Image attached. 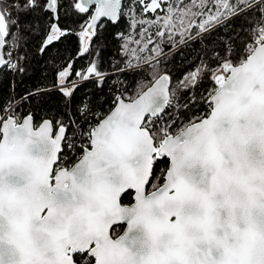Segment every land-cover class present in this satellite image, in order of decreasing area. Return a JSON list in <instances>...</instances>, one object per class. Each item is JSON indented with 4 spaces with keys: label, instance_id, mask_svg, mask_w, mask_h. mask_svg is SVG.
<instances>
[{
    "label": "snow or ice",
    "instance_id": "1",
    "mask_svg": "<svg viewBox=\"0 0 264 264\" xmlns=\"http://www.w3.org/2000/svg\"><path fill=\"white\" fill-rule=\"evenodd\" d=\"M124 18L113 72L70 59L28 111L0 102V264H264V0H0V71L37 30L79 58ZM196 42L173 86L162 65Z\"/></svg>",
    "mask_w": 264,
    "mask_h": 264
},
{
    "label": "trees",
    "instance_id": "2",
    "mask_svg": "<svg viewBox=\"0 0 264 264\" xmlns=\"http://www.w3.org/2000/svg\"><path fill=\"white\" fill-rule=\"evenodd\" d=\"M60 18L63 26L75 28L76 32L79 31L78 23H83L87 19L86 16L80 18L72 16L69 18L65 15L63 8L61 9ZM32 19L31 16L27 18L29 22ZM129 24L130 21L126 18L121 19L117 24L105 23V27L100 35L93 41L91 56L84 55L79 58H77V53L80 48V40L77 35L72 34L66 36L59 42H55L47 51L41 54L38 48L43 38V32L38 30L33 32L27 38L26 45L23 48L17 49V52L22 54L26 53L27 58L22 62L25 71L23 73L13 72L11 70L0 71V102L7 101L10 97L14 96L16 102L20 103V110L28 111L30 107L29 103L22 101L21 98L29 91L37 88H50L54 82L55 74L70 59L74 62L72 79H76L74 72L86 68L88 61L92 58L99 61L102 71L113 72L112 64L121 59L118 48L122 41L116 39V33L119 32L128 35L130 32H134L129 27ZM135 31L138 32V29ZM224 31L226 30L221 29L212 35L216 37L222 35ZM101 37L103 38V47L99 49V54L97 55V45L101 43ZM132 47H136V45H132ZM164 47L165 51H167L168 46L164 45ZM201 47L199 42L190 43L187 47H181L162 65V68L171 76L173 86L176 81L182 79L186 73L192 71L196 64L199 63L198 53ZM14 53L16 54V52ZM119 66L117 63V67ZM122 79L131 81L133 78L126 76L122 77ZM94 87V83L92 82L83 83L77 90L75 99L78 100L86 91L93 90ZM105 90H107V83L105 84ZM55 95L53 93V102L50 105H45L46 108L55 106ZM185 95L187 94L185 93ZM200 107L202 108V105ZM43 114V109L39 110L36 119L39 120ZM163 166V164L157 166V174H159V169ZM123 202L130 203V196L125 195Z\"/></svg>",
    "mask_w": 264,
    "mask_h": 264
},
{
    "label": "built area",
    "instance_id": "3",
    "mask_svg": "<svg viewBox=\"0 0 264 264\" xmlns=\"http://www.w3.org/2000/svg\"><path fill=\"white\" fill-rule=\"evenodd\" d=\"M15 55H16V54L14 53V54H13V59H15Z\"/></svg>",
    "mask_w": 264,
    "mask_h": 264
}]
</instances>
